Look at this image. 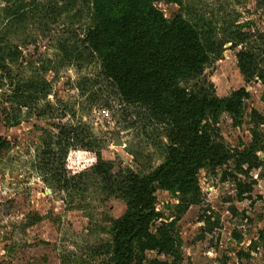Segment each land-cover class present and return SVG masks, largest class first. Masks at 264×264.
<instances>
[{
	"label": "rangeland",
	"instance_id": "1",
	"mask_svg": "<svg viewBox=\"0 0 264 264\" xmlns=\"http://www.w3.org/2000/svg\"><path fill=\"white\" fill-rule=\"evenodd\" d=\"M154 5L167 20L188 21L209 56L200 79L181 81V88L213 85L220 98L244 88L250 97L239 127L225 114L204 123L233 158L213 173L199 172L201 203L185 210L179 192L157 190L163 219L151 231L173 223L181 254L175 262L156 253H147V259L264 264V245L251 248L264 229V147L255 154L258 168L245 164L240 173L236 159L254 143L253 136L264 145V87L246 82L236 58L251 49L264 68V9L258 0ZM95 25L93 0H0V264H111L112 231L126 204L94 173L95 157L86 151L70 152L66 162L70 177L81 175L78 190L46 182L40 152L55 139L56 125L89 128L113 178L130 172L148 176L166 160L165 124L145 107L123 101L88 46ZM245 185L250 193L239 188Z\"/></svg>",
	"mask_w": 264,
	"mask_h": 264
},
{
	"label": "trees",
	"instance_id": "2",
	"mask_svg": "<svg viewBox=\"0 0 264 264\" xmlns=\"http://www.w3.org/2000/svg\"><path fill=\"white\" fill-rule=\"evenodd\" d=\"M160 1L93 0L96 25L86 42L101 59L103 73L113 81L123 101L145 107L165 124L170 144L165 162L148 176L130 172L113 178L97 149L98 142L85 125H56L55 139L44 142L40 152L39 170L46 182L64 191L78 190L81 185V175L70 177L65 169L70 152L93 154L94 173L110 183L125 202L126 213L114 223L112 231L111 264H168L157 258L147 259V253L173 262L179 259L181 243L173 223L162 222L151 231L154 223L163 219L156 209V192H179L185 198V210L201 203L199 172L213 173L233 158L225 145L212 138L204 123L209 117L217 119L225 114L239 127L244 103L250 97L244 88L220 98L213 85L197 91L179 86L181 81L200 79L209 56L198 31L181 17L165 19L154 5ZM258 3L264 9V0ZM236 58L246 82L257 80L264 87L259 55L244 49ZM0 70H4L1 64ZM257 139L253 136L254 143L236 154L238 172H243L245 164L258 168L260 161L255 154L264 145L260 147ZM239 188L251 192L248 185ZM257 241L251 248L264 245V229L259 231Z\"/></svg>",
	"mask_w": 264,
	"mask_h": 264
},
{
	"label": "built area",
	"instance_id": "3",
	"mask_svg": "<svg viewBox=\"0 0 264 264\" xmlns=\"http://www.w3.org/2000/svg\"><path fill=\"white\" fill-rule=\"evenodd\" d=\"M103 114L108 115L107 111H103Z\"/></svg>",
	"mask_w": 264,
	"mask_h": 264
}]
</instances>
